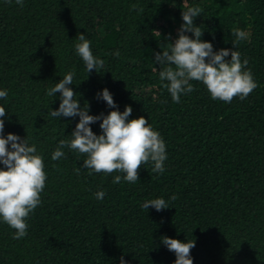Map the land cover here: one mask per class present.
<instances>
[{
  "label": "trees",
  "instance_id": "obj_1",
  "mask_svg": "<svg viewBox=\"0 0 264 264\" xmlns=\"http://www.w3.org/2000/svg\"><path fill=\"white\" fill-rule=\"evenodd\" d=\"M189 6L202 8L193 19L202 41L248 60L257 87L244 100H213L190 81L195 90L173 103L162 86L155 53L175 41ZM236 29L247 38L233 47ZM79 34L103 67L87 72L75 52ZM69 72L89 115L130 106L129 119L148 120L166 145L163 174L144 164L135 183L114 184L123 173L89 175L86 157L68 148L51 159L79 121L50 115L60 93H46ZM103 89L116 109L97 97ZM0 90L8 93L3 135L35 145L47 175L27 234L13 239L0 222V264H174L163 236L194 240L193 264H264V0H0ZM89 127L101 134L99 121ZM156 198L169 208L142 207Z\"/></svg>",
  "mask_w": 264,
  "mask_h": 264
},
{
  "label": "clouds",
  "instance_id": "obj_2",
  "mask_svg": "<svg viewBox=\"0 0 264 264\" xmlns=\"http://www.w3.org/2000/svg\"><path fill=\"white\" fill-rule=\"evenodd\" d=\"M11 3L12 0H5ZM22 6L23 0H15ZM202 8L189 6L182 11L183 24L178 29V36L173 43L155 53V63L164 65L159 71V79L162 86L170 93L173 103L180 102L181 94L193 92L195 89L190 81L203 84L211 99L230 103L234 98L240 100L247 98L257 87L251 70H245L248 60L241 62L238 51L232 49H220L213 51L210 42L200 38L203 31L199 26H193V19L200 15ZM191 32L194 38L185 33ZM235 36L233 47L245 40L246 33L240 29L232 32ZM79 43L75 44V52L82 59L87 72L98 67H103L104 61L94 57L91 50V42L84 34L77 37ZM119 57V52L113 53ZM230 55V60L225 57ZM74 73H67L63 79L55 83L46 95L54 96L60 93V103L56 110H51L52 117H79L70 139L61 140L56 150L52 153L53 161L64 156L63 149L78 152L86 158L82 166L92 173H104L111 175L114 172L123 173L115 176L113 183H120L121 179L128 183H135L139 177V170L144 164L152 165V172L163 174L164 161L167 159L166 145L158 131L152 129L148 120L143 116L129 119L132 108L125 106L124 111H109L106 115H89L88 106L82 108L76 93L68 87L73 84ZM6 90H0V99L6 98ZM109 108L117 106L111 93L103 89L97 94ZM4 107H0V118L5 117ZM99 121L101 134L93 133L89 125ZM4 119H0V222L7 224L15 230L13 239H21L27 234L28 225L25 222L29 214L40 203V193L45 187L47 175L44 171L43 158L37 154L35 145L29 146L26 138L15 134L3 135ZM10 146V147H9ZM79 169H77V172ZM97 199H103L105 193H95ZM175 195L170 200L175 201ZM154 208L156 211L169 208V204L163 198L146 200L142 207ZM160 242L175 254L174 264H193L191 249L195 247L194 240L181 242L178 239L163 236ZM120 264H126L123 257Z\"/></svg>",
  "mask_w": 264,
  "mask_h": 264
}]
</instances>
